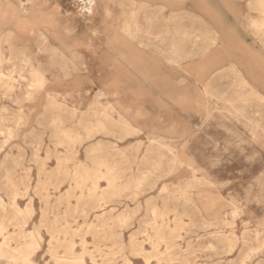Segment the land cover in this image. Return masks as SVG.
I'll use <instances>...</instances> for the list:
<instances>
[{"label": "rangeland", "instance_id": "rangeland-1", "mask_svg": "<svg viewBox=\"0 0 264 264\" xmlns=\"http://www.w3.org/2000/svg\"><path fill=\"white\" fill-rule=\"evenodd\" d=\"M0 264H264V0H0Z\"/></svg>", "mask_w": 264, "mask_h": 264}, {"label": "crops", "instance_id": "crops-1", "mask_svg": "<svg viewBox=\"0 0 264 264\" xmlns=\"http://www.w3.org/2000/svg\"><path fill=\"white\" fill-rule=\"evenodd\" d=\"M29 22H31V25H33V26H35V27H37V26H42V28H44V27H46V25H48L49 24V22H51V21H49L48 19L47 20H42V21H36V20H31V21H29ZM23 21H19L18 23H17V27H22L23 26ZM55 24H56V26H57V23H56V21H55ZM55 26V27H56ZM53 29H55V28H53ZM50 30H52V29H50Z\"/></svg>", "mask_w": 264, "mask_h": 264}]
</instances>
